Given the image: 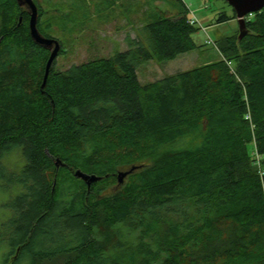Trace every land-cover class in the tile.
Masks as SVG:
<instances>
[{
    "label": "trees",
    "instance_id": "16d2710c",
    "mask_svg": "<svg viewBox=\"0 0 264 264\" xmlns=\"http://www.w3.org/2000/svg\"><path fill=\"white\" fill-rule=\"evenodd\" d=\"M176 2L126 50L54 60L41 87L50 51L31 37L28 9L0 0V264H264V7L244 36L214 42L222 59L141 83V62L200 46ZM132 165L121 190L102 194ZM77 169L101 179L88 189Z\"/></svg>",
    "mask_w": 264,
    "mask_h": 264
},
{
    "label": "rangeland",
    "instance_id": "374dc122",
    "mask_svg": "<svg viewBox=\"0 0 264 264\" xmlns=\"http://www.w3.org/2000/svg\"><path fill=\"white\" fill-rule=\"evenodd\" d=\"M180 1L181 6H186L188 15L194 16L197 21L196 26L199 30L194 38L200 46L172 60L141 62L137 67V76L141 83L153 82L167 74L222 59L223 55L214 42L220 37L238 33L236 18L217 22L220 13L228 16L234 13L225 0ZM36 2L43 12L41 26L49 22L51 24L49 33L61 42L65 50L55 59L54 66L57 69L94 57L109 56L118 50H126L127 35L135 37L137 30L155 13L174 14L177 11L176 4L178 5L176 0H36ZM208 38L213 43L205 44ZM254 155L252 157H255ZM17 158L15 154L11 161L14 162ZM127 176L120 184L116 177L115 180L105 181L102 194L121 190L128 183ZM8 202L7 193L0 191V224L8 219L10 213ZM5 250L6 248L1 246L0 261ZM66 259L65 256H58L44 264H65Z\"/></svg>",
    "mask_w": 264,
    "mask_h": 264
},
{
    "label": "water",
    "instance_id": "95a60500",
    "mask_svg": "<svg viewBox=\"0 0 264 264\" xmlns=\"http://www.w3.org/2000/svg\"><path fill=\"white\" fill-rule=\"evenodd\" d=\"M225 1L232 7L233 11L235 12L236 20L239 26L238 38H241L247 33L246 16L260 11L264 7V0H225ZM18 2L24 5V7L28 9L30 16L29 29H30L31 37L37 44L41 45L42 47L50 51L48 59L45 64L43 82L41 85V87H44L50 68L61 49V44L57 39L53 37L43 36L38 31L37 28L38 8L34 0H18ZM55 164L57 167L62 165L59 159L56 160ZM138 167L139 166L137 165H132L128 169L118 171L116 173V178L118 183L119 184L122 183L124 178L130 173H132L134 170H136ZM74 176L83 180L86 183L88 189L90 188L91 184L101 179L100 176H96L94 174H88L86 172L81 171L80 169L74 171Z\"/></svg>",
    "mask_w": 264,
    "mask_h": 264
},
{
    "label": "built area",
    "instance_id": "2783aa9c",
    "mask_svg": "<svg viewBox=\"0 0 264 264\" xmlns=\"http://www.w3.org/2000/svg\"><path fill=\"white\" fill-rule=\"evenodd\" d=\"M251 15H252V14L246 16V19L249 18ZM188 18H189V22H190L191 24H195V25L197 24V21H196V19H195L194 16H192V15L189 16V15H188ZM205 42H206L207 44H211V43H213L209 38L206 39ZM256 157H257V155H256Z\"/></svg>",
    "mask_w": 264,
    "mask_h": 264
},
{
    "label": "flooded vegetation",
    "instance_id": "af4514ba",
    "mask_svg": "<svg viewBox=\"0 0 264 264\" xmlns=\"http://www.w3.org/2000/svg\"><path fill=\"white\" fill-rule=\"evenodd\" d=\"M17 251H18V248L16 249V252ZM13 258H14V256L9 257V261L7 262V264H12L11 261H12Z\"/></svg>",
    "mask_w": 264,
    "mask_h": 264
}]
</instances>
